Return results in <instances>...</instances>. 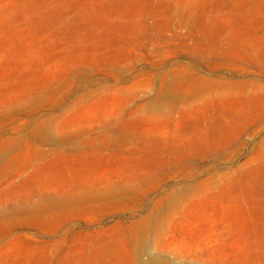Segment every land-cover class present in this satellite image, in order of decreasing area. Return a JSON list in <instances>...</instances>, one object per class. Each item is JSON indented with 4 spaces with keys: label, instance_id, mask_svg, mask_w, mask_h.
I'll use <instances>...</instances> for the list:
<instances>
[{
    "label": "rangeland",
    "instance_id": "1",
    "mask_svg": "<svg viewBox=\"0 0 264 264\" xmlns=\"http://www.w3.org/2000/svg\"><path fill=\"white\" fill-rule=\"evenodd\" d=\"M0 264H264V0H0Z\"/></svg>",
    "mask_w": 264,
    "mask_h": 264
}]
</instances>
